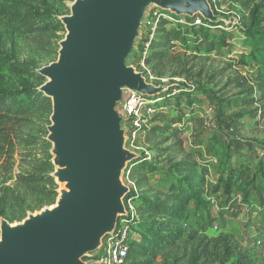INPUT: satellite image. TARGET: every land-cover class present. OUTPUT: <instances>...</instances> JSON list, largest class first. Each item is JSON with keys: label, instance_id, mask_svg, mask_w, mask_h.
Instances as JSON below:
<instances>
[{"label": "rangeland", "instance_id": "obj_1", "mask_svg": "<svg viewBox=\"0 0 264 264\" xmlns=\"http://www.w3.org/2000/svg\"><path fill=\"white\" fill-rule=\"evenodd\" d=\"M40 1L53 5L61 22L63 16L71 13L74 2ZM214 3L213 10L219 22L232 34L226 41L227 46L219 48L217 40L190 32L187 43L172 41L169 60L159 65L153 63L155 68L152 69L153 64L140 65L141 52L148 51L145 39L148 35L142 33L129 63L138 71L149 69L148 82L164 87L161 94L155 95L158 102H165L164 94L172 96L152 112L147 111L146 106L143 109L142 124L147 125L151 119L153 123L148 126H161L165 128L164 134L152 137L139 134L136 148H131L128 143L127 148L147 156L157 165L158 170L142 181L143 192L150 196L164 198L170 183L182 176L175 170L177 162H196L197 172L205 180L203 200L212 219L205 236L218 241L222 234H228L242 251H256L260 260L264 253V245L258 237L264 229V95L257 78L264 64L252 59L250 53L264 46V0H215ZM25 4L39 3L0 0V9L14 11ZM241 28H247L251 34ZM212 30L220 34L222 29ZM66 34L65 28L56 33L26 36L0 26V52L13 61L26 62L41 75L42 67L58 59L60 42ZM259 55L260 60H264V52ZM42 77L37 80L30 75L20 76L0 61V86L26 83L41 91V86L48 80ZM51 115L52 112L46 121L48 114L41 109L23 128L22 136L28 141L25 146H18L15 163L0 159V166H3L0 167V190L5 181L7 185L14 184L15 174L30 168L27 161L21 160V153L26 150L39 159L49 154L53 164V144L48 140ZM10 163H13L11 173L6 171ZM56 168L53 164L52 176ZM126 171L122 175L126 185L131 187L141 179V175L135 174L131 181ZM221 178L230 184V193ZM54 179L57 182L55 176ZM57 184L58 190L64 187L62 183ZM196 221L192 202L182 223L185 228L195 230L198 228ZM108 239L110 237L105 241ZM193 248V244H188L176 249L164 248L157 253L150 249L146 255L132 257L125 264H144L147 260L152 264H190ZM85 261L89 262L90 258L85 257ZM203 264L230 263L209 253Z\"/></svg>", "mask_w": 264, "mask_h": 264}, {"label": "water", "instance_id": "obj_2", "mask_svg": "<svg viewBox=\"0 0 264 264\" xmlns=\"http://www.w3.org/2000/svg\"><path fill=\"white\" fill-rule=\"evenodd\" d=\"M153 8L219 21L210 0H74L62 17L59 57L39 72L52 100L53 177L64 187L22 221L1 217L0 264H102L103 239L128 215L122 175L140 156L127 148L123 105L131 92L164 91L129 63Z\"/></svg>", "mask_w": 264, "mask_h": 264}, {"label": "trees", "instance_id": "obj_3", "mask_svg": "<svg viewBox=\"0 0 264 264\" xmlns=\"http://www.w3.org/2000/svg\"><path fill=\"white\" fill-rule=\"evenodd\" d=\"M39 1L32 0L33 3L39 4H25L14 11L1 8L0 26L26 36L64 31V25L58 19L54 6L48 2ZM210 1L215 9V3ZM64 6L68 8L67 4ZM198 17L201 19L200 24L196 23ZM187 26L191 28L189 29ZM219 27L222 29L220 34L212 30ZM241 30L251 34L247 28H241ZM190 32L195 35L202 34L206 39L217 40L219 48L227 46L226 41L232 38L229 30L219 21H207L201 15L189 17L164 12L158 22L155 37L150 40V48L146 57L147 65L151 66L153 63L159 65L169 60L170 43L172 41L187 43V36ZM260 52H264V46L259 50H252L250 55L252 59L264 64V60L259 58ZM0 61L20 76L30 75L37 80L43 78L36 69L29 67L26 62L13 61L1 52ZM151 67L153 69L155 65L153 64ZM260 72L257 80L261 81L259 88L264 95V68ZM183 93L187 94L185 91ZM170 96L172 94L162 95L165 102H158L155 96L148 97V101H152L151 106L155 110L166 104L171 99L168 98ZM41 109L48 114L46 121H49L52 100L36 87L26 83L23 86H0V159L3 161L13 160L15 163L18 146H25L28 141L27 137L23 138L22 130L35 113ZM152 123L153 121L149 119L148 124L141 128L142 132L146 133V137L147 135L152 137L159 133L164 134L165 128L148 126ZM33 155L34 153L28 150L22 152L21 160L27 161L30 168L16 173L14 184L7 185L5 181L1 185L0 217L6 218L11 223L22 221L27 217L28 212H35L54 204L59 195L58 184L51 175L53 164L49 154L44 159ZM197 168L196 162L190 160L177 162L175 170L182 176L170 183L166 196L161 198V196L146 195L142 190L144 184L142 181L148 179L146 178L148 174L158 170L155 162L142 155L129 164L126 171L129 179L133 178L135 174L141 175V179H138L136 183L131 182V191L125 198L129 213L127 260L146 255L150 249L157 253L164 248L176 249L181 245L193 244L194 252L191 253L190 264H203L209 253L221 258L225 263L264 264V253L259 260L256 251H242L237 242L228 234H222L218 241L205 236L212 219L210 212L206 210V202L203 200L205 180L198 174ZM6 171L9 173L13 171V163L6 167ZM221 183L225 184L229 189L228 193H230V184L224 183L222 178ZM192 202L195 204L198 225L195 230L185 228L182 223ZM258 237L259 242L264 245V229L259 232ZM144 264H152V261L147 260Z\"/></svg>", "mask_w": 264, "mask_h": 264}, {"label": "built area", "instance_id": "obj_4", "mask_svg": "<svg viewBox=\"0 0 264 264\" xmlns=\"http://www.w3.org/2000/svg\"><path fill=\"white\" fill-rule=\"evenodd\" d=\"M213 2L215 0H212ZM211 2V1H210ZM164 12H169L159 8H153L147 18L146 25L144 28V35H148L146 39L148 51L141 52L140 65H146V57L150 48V40L155 37V31L159 20L161 19ZM171 13V12H170ZM173 14V13H172ZM199 16V15H198ZM196 23L200 24L201 19L198 17ZM149 37V38H148ZM145 76L151 75L150 70L146 69L143 71ZM148 78V77H147ZM152 101H148V96H142L137 92H131L123 105V110L126 115V126L128 129V144L131 148L135 149L136 141L139 134H144L142 132V126L144 124L143 109L146 106L147 111H154L151 106ZM146 125V124H145ZM132 210L134 208L131 206ZM129 213L126 217H122L119 220L118 227L116 228L113 235H108L103 239V245L100 248L98 259L102 264H125L128 257V238H129ZM110 237L107 241L105 239Z\"/></svg>", "mask_w": 264, "mask_h": 264}]
</instances>
